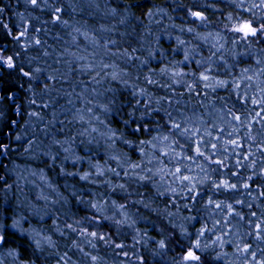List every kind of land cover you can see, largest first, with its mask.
Returning <instances> with one entry per match:
<instances>
[{
  "label": "clouds",
  "instance_id": "clouds-1",
  "mask_svg": "<svg viewBox=\"0 0 264 264\" xmlns=\"http://www.w3.org/2000/svg\"><path fill=\"white\" fill-rule=\"evenodd\" d=\"M0 264H264V0H0Z\"/></svg>",
  "mask_w": 264,
  "mask_h": 264
}]
</instances>
